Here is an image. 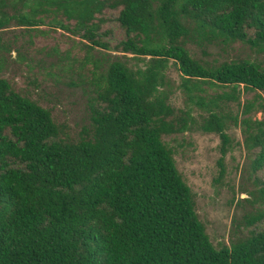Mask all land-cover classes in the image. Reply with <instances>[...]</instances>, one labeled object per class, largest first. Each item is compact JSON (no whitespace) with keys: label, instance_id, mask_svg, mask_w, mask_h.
I'll use <instances>...</instances> for the list:
<instances>
[{"label":"trees","instance_id":"1","mask_svg":"<svg viewBox=\"0 0 264 264\" xmlns=\"http://www.w3.org/2000/svg\"><path fill=\"white\" fill-rule=\"evenodd\" d=\"M11 22L81 37L82 60L45 75L82 84L87 121L72 134L0 76V264H264V0H0V51L23 59L1 42ZM190 44L254 57L208 61ZM236 127L250 210L216 246L163 137L216 133L219 182Z\"/></svg>","mask_w":264,"mask_h":264},{"label":"rangeland","instance_id":"2","mask_svg":"<svg viewBox=\"0 0 264 264\" xmlns=\"http://www.w3.org/2000/svg\"><path fill=\"white\" fill-rule=\"evenodd\" d=\"M115 15L113 11H105L106 21L101 25V31L112 30L110 37H104L110 44L124 38L122 30L114 20ZM1 35L2 43L19 47L23 59L13 58L14 51L13 57L0 51V76L7 78L22 94L49 108L53 118L57 122H67L71 133L75 134L87 121L82 84L75 75L72 78L78 83L69 84L68 73L50 77L45 72L53 68V71L59 73L58 66L61 62H66L67 55L81 61L84 54L80 46L81 37L47 23L30 27L16 22H11ZM188 48L195 57L208 61L228 60L237 56L254 57L253 53L240 45H234L225 51L218 47H209L206 54L195 45L190 44ZM31 75L35 80H28ZM170 75L177 78L174 69L170 70ZM244 97L249 98V94ZM262 116L264 117V113H257V117ZM228 134L231 146L224 157L225 173L219 182L216 179L219 173L217 161L220 157V138L216 133L193 129L163 137L174 150L176 167L194 192L197 215L216 246L220 242H228L233 219L240 220L241 215L250 210L247 204H237V200L244 197V194L240 195L238 192L239 184L245 181L241 169L246 168L249 163L243 147V136L239 127L230 129Z\"/></svg>","mask_w":264,"mask_h":264}]
</instances>
